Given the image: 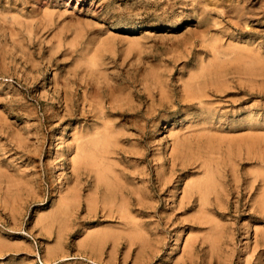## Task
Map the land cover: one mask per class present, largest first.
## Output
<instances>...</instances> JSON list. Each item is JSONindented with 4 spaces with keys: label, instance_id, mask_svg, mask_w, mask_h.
Masks as SVG:
<instances>
[{
    "label": "rangeland",
    "instance_id": "obj_1",
    "mask_svg": "<svg viewBox=\"0 0 264 264\" xmlns=\"http://www.w3.org/2000/svg\"><path fill=\"white\" fill-rule=\"evenodd\" d=\"M214 47L221 51L218 75L226 88L210 97L216 113L205 127L215 137L255 143L230 151L229 164L242 182L264 175V0H0V264H264V212L252 219L254 210L241 206L245 212L238 216L230 185L221 197L229 213L215 217L224 224L215 244L211 225L195 222L194 209H178L185 181L202 175L194 165L179 167L176 203L168 195L154 199L156 209H148L153 216L143 217L147 222L136 236L124 232L97 243L91 233L119 221L99 208L87 212L79 200L73 208L61 201L72 181L66 148L81 125L92 123H50L64 113L65 90L78 89L81 97L90 83V91L96 85L116 91L113 97L103 92V104L133 115L114 120L121 133L133 136L149 106L178 100L202 65L215 67ZM235 48L248 50L252 60L241 59ZM166 115L157 131L148 121L143 142L136 141L138 133L121 141L129 149H147L153 181L175 134H190L195 151L206 141L191 136L203 116L174 113L173 107ZM220 145L224 152L226 143ZM80 187L83 202L87 190Z\"/></svg>",
    "mask_w": 264,
    "mask_h": 264
},
{
    "label": "bare ground",
    "instance_id": "obj_2",
    "mask_svg": "<svg viewBox=\"0 0 264 264\" xmlns=\"http://www.w3.org/2000/svg\"><path fill=\"white\" fill-rule=\"evenodd\" d=\"M240 49L235 48L233 51L236 50L240 58L249 63L252 60L250 56L251 53L248 50L244 51ZM212 50L214 52L213 57L215 58L213 66L215 67L210 69L202 65L199 70L184 83L183 93L179 96L178 100L174 98L175 100L170 99L168 103L160 102L156 104L163 109L157 108V106L154 108V105L152 106L153 108L149 106L142 115V119L145 123L141 126H137V130L134 132L136 135L138 133V139L136 141L139 143L143 142L148 121L152 120V131H157L159 123L168 119L166 112L169 111V107H173L174 113H185L192 110L196 116H203L202 121L194 125V127L200 126V128H198L197 131H193L194 134H191V136H193L197 142L203 138L206 141L199 145L195 151V148L189 144L190 134L182 136L175 134L169 158L167 161L158 162L156 165L158 173L155 181L151 179L150 173L148 172L151 164L146 162L147 149L142 146V150H134L133 148H126L121 144V141L132 140L134 133H131L133 136H130L128 132L121 133V131L117 129V124H115L114 120L121 116L133 115L127 113L126 109L124 111L119 105L107 106L103 104V92H110V96L113 97V93H116V91L109 90L107 85L104 86V88L96 85L94 90L90 91L88 88L90 83H87V86H85L86 88L82 90L81 97H79L78 89L72 88L65 90L62 108L64 113L58 116L56 120H50V123H57L58 128L64 124L71 125L72 121L78 123L83 120L88 121L91 119L92 123L81 125L78 132L72 136L71 144L66 148V153L70 156L69 167L72 170L70 176L72 181L68 182L67 196L61 198V201L65 206H68V208H73L79 200V204L81 203L87 212H93L96 208H99L102 216L116 218L120 224V226L117 227L108 226L91 233L90 238L93 241L97 243L102 242L108 237L116 240L119 235L124 232L136 236L135 234L139 233L138 227L143 226V224L147 222L143 220V217L152 218L153 215L149 213L148 209H156L153 200L157 197L161 198L168 195V198L171 197L172 204L176 203L174 198L179 191V185H174V182L177 184L179 181H183L181 175L177 174L179 167L183 166L185 167H183L182 170H185L186 167L194 165L198 170L197 173L201 172L202 175L196 178H188V180L185 181L183 184L184 187L181 190L180 200L176 203L177 207L178 209H184V212L194 209L197 214L194 215L192 219L195 220V222L208 223L211 225V229L215 230L214 234L216 239L213 241L214 244L217 242V239L218 241L221 240L222 233L220 232V227L224 228V224L216 220L215 217L221 216L224 218V216L229 213L227 210L230 206L228 205L225 208L222 201L226 193V187L229 185L232 192L231 194L235 197V213H238V216L241 215L240 213L245 212L244 210L239 211L241 206H247L248 212L252 209L254 210V213H249L252 219L256 213L261 214L264 212V175L260 172H256L252 178H245L241 182L237 179L238 177L235 174L233 165L230 166L229 164V161L231 162V149H241L243 145H246L250 149V146L253 147L255 143L247 142L244 137H215L214 132L216 131H212L210 128L205 127L211 123L208 122L207 118L216 113L215 108L212 107L213 101L210 97L223 92L226 88L225 83L222 82L221 77L218 75L220 72H223L221 63L216 60L221 55V51L218 47H214ZM259 62H261V60ZM262 63L264 64V60H262ZM80 66L88 68V65L85 66L81 64ZM258 75L255 76L258 77ZM249 85H253L252 82L251 84L249 83ZM254 87H252V89H255ZM95 89L99 91L98 95L95 93ZM119 92L120 91H118V93ZM119 98H121V94L115 95L110 101L117 102ZM80 104L83 107H80ZM160 109L165 111L160 116H157L155 112ZM53 131L54 128L52 129V132ZM222 142L226 143L224 152L221 150L220 144ZM193 151H195V153ZM215 155L219 157L213 158ZM159 157L161 159V156ZM131 158L138 163L145 162V167L139 169L138 165H128L127 160ZM156 160L158 161V159ZM227 163L229 165V170H225L228 166ZM187 171L188 170H186V172ZM228 171L230 174L229 176L226 173ZM225 175L230 177V180H226ZM81 185L87 190V195L85 198L83 197V202L81 201L80 193ZM256 193H260V195L257 196ZM246 195H248V200L246 199V201L242 203ZM167 200L168 199H166V201ZM136 212L138 213L136 214ZM162 218L163 217L160 216L158 219L162 220ZM262 218L264 220V217ZM223 221H225V219H223L222 222ZM255 233L257 234V229ZM129 236L132 237L131 235ZM255 242L259 243L260 238L257 237Z\"/></svg>",
    "mask_w": 264,
    "mask_h": 264
}]
</instances>
